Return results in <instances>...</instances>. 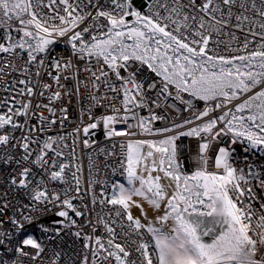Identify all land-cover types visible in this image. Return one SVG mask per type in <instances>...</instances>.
Listing matches in <instances>:
<instances>
[{
	"label": "snow or ice",
	"instance_id": "snow-or-ice-1",
	"mask_svg": "<svg viewBox=\"0 0 264 264\" xmlns=\"http://www.w3.org/2000/svg\"><path fill=\"white\" fill-rule=\"evenodd\" d=\"M59 3L62 9L54 7L57 0H48L47 5L43 0H0V29H4L0 53H25L29 63L40 57L38 63L43 67L57 40L66 38L64 42L76 57L89 62L95 59L107 67V71L98 67L99 77L97 71L86 67L93 79L112 75L121 81L120 88L113 84L108 87L118 95L122 90V109L112 107L111 114H99L83 127V133L87 136L90 130L102 131L109 139H127L126 145H120L126 148V157L118 168H112L126 182H112L108 193L102 190L101 198L93 199L94 205L111 206L112 211L107 213L111 223L99 216L95 224L88 221L93 232L102 224L107 239L84 233L83 225L74 217L85 216V212L76 209L73 198L49 190L43 179H36L32 167L24 166L33 154L29 127V142L22 145L23 157L14 161L6 153L3 158L5 164L17 165L9 173V187L21 199L13 204L5 192L0 203V217H8L0 220V264H43L42 257L50 252H55L51 264H60L61 252L56 249L68 236L74 242L82 240L84 248L92 253L93 264L97 256L105 264L110 258L115 264H264V202L259 208L251 203L257 199L251 185L260 173L246 174L235 167L225 146L219 147L214 157V168L219 172L207 170L212 145L229 134L233 144L246 140L253 148L264 145V0H200L199 4L197 0H141L139 4L113 0L112 7L118 12L103 9L97 0L94 16L78 2ZM88 5L93 6L92 0ZM44 7L56 14L42 15L39 9ZM61 10L64 15H60ZM129 17L134 19L129 21ZM13 22L19 26L14 27ZM229 27L242 32L246 29L245 39L241 44L233 36L237 46H229L227 54L217 53L210 44L218 46L220 41L214 37ZM257 37L256 47L250 50ZM52 66L70 67L63 54L55 56ZM61 78L57 74V83ZM19 83L27 86L26 81ZM26 90L32 93L31 88ZM60 95L54 93L56 98ZM169 98L181 108L191 109L192 117L168 126L167 114L157 113ZM193 101H204L205 107L198 109ZM145 108L149 112L146 117L134 111ZM29 109L30 101L15 110L9 108L11 115H0V145H10L15 139L12 132L27 126V120L18 124L13 116L27 117ZM216 109L222 114L213 118ZM121 111L125 114L120 115ZM40 119L43 121L42 115ZM130 119L137 121L136 129L157 138L134 139L137 131L128 123ZM154 121L165 126L154 129ZM9 125V131H2ZM43 126L42 122L40 128ZM117 126H123V131ZM160 135L164 138H158ZM183 136L203 141L198 145L191 175L181 163L180 153L185 149L177 142ZM54 144L56 140L47 138L32 163L51 181L67 184L68 163H61L58 170L55 160L44 163L48 150L57 157L63 155ZM83 144L88 147V140ZM79 171L77 166L70 172L76 193L80 192ZM162 176L173 183L165 185ZM98 182L90 180L92 184ZM259 186L264 190V179H259ZM137 197L157 210L155 218L149 219L147 212L143 220L133 216L132 205L142 208ZM260 199L264 201V196ZM46 216L50 219H44ZM81 264H88L87 255Z\"/></svg>",
	"mask_w": 264,
	"mask_h": 264
},
{
	"label": "built area",
	"instance_id": "built-area-1",
	"mask_svg": "<svg viewBox=\"0 0 264 264\" xmlns=\"http://www.w3.org/2000/svg\"><path fill=\"white\" fill-rule=\"evenodd\" d=\"M72 2L74 4L78 2L81 8H86L87 11L92 12L93 16L98 10L95 8L97 0H92L93 6L88 5V0H72ZM98 2L105 10L119 11L112 7L113 0H98ZM184 2L187 3V0H184ZM199 2L200 0H197L198 4ZM43 3L47 5L48 0H43ZM54 7L62 9L63 6L57 0V4ZM39 11L44 16H54L56 14L53 9L47 7L41 8ZM60 15H64L62 10L60 11ZM129 18L134 19L132 17ZM86 22L90 23L91 21L87 20ZM103 23L104 21L101 20L102 25ZM13 26L18 27V22H13ZM83 26L81 25L80 27ZM246 32V29L242 32L230 27L225 28L218 37H214V39L220 41V44L218 46L210 44V47H214L217 53L227 54L229 46L233 48L237 46V41L233 40V36L242 44ZM3 35L4 29H0V38ZM64 39L66 38L57 40L54 51L50 52L44 59L43 67L38 63L40 57H38L37 61L29 63L25 53H0V69H2L0 71V115H11V113H8L9 108L15 110L20 108L21 105L28 104L30 101L29 115L27 117L22 115L13 116V120L18 124H23L27 120V126L17 128L12 132L15 139L11 141L10 145H0V203L4 202L3 195L5 192L8 193V200L12 201L13 204L21 199L16 190L9 187V173L17 165L15 163L5 164L3 158L6 153L10 154L14 161L23 157L24 150L22 145L29 142L27 137L29 136V127H31L30 150L33 154L30 160L25 162L24 166L32 167L36 179H43L47 183L49 190L55 189L57 192L66 193L69 197L73 198L76 209L85 212V216L74 217L78 223L83 225L84 233L107 239V234L102 224L97 226L93 232L88 221L91 220L95 224L99 216L102 219H107L111 223V219L107 216V213L112 211L111 206L102 208L98 203L94 205L93 199L95 198L98 201L101 198L102 190L108 193V185L112 182L116 180L120 182L124 181V177L120 176L119 172L113 173L112 168H118L121 160L126 157V148H121L120 145H126L127 139L120 136L109 139L104 136L102 131L93 130H90L89 134L85 136L83 127L89 122H93L95 117L101 113L107 112L111 114L112 107L122 109V90L118 95L108 87L109 84H113L116 88H120L121 81L112 75L93 79L92 72L85 71L86 67L92 69V71H97L98 77V67L103 68L105 71H107V67L102 62L98 64L95 59H92L90 62L79 59L71 52V46L66 44ZM248 39L253 40L254 38L248 36ZM258 39V37L255 38L254 42L250 44V50L256 47L255 41H258ZM0 42L3 41L0 40ZM57 54H63L67 57L70 65L69 69H58L52 66L55 63V56ZM211 54L209 52V55ZM37 72H39V76L36 75ZM57 74L62 77L59 83L56 80ZM122 75H127V73H122ZM19 81H26L27 86L19 83ZM26 88L32 89L30 95L27 93ZM21 91L25 93L23 96L19 95ZM56 92L61 93L59 98L54 96ZM247 95L242 96L240 101L242 102ZM185 97L190 99L187 94H185ZM161 100L163 101V97ZM193 103L198 109L205 107L204 101H193ZM106 105L108 106L107 108L105 107ZM166 105L162 103V111H159L157 114H167L168 126H171L173 122H182L185 119L191 118L193 115L191 109H187L186 107L181 108L171 98L167 100ZM229 107H232V105H229ZM48 109H51V111ZM134 111L140 116L146 117L149 115L148 109L146 108ZM124 114L121 111L120 115ZM127 114L132 116L133 112ZM220 114H222L221 110L216 109L215 113L211 115L215 118L216 115ZM41 115L43 116V121L40 119ZM53 119L56 121L55 124L50 122ZM42 122L44 126L40 128ZM128 123L132 125L133 130L137 131V136L134 139L157 138L156 136H148L139 129H136L135 125L137 121L130 119ZM163 126H165L164 122L161 121H154L153 123L154 129ZM77 128L81 130L79 133L75 131ZM10 129L11 126L9 125L2 131H9ZM117 130L123 131V126H117ZM230 136L231 134L212 145L208 153L207 170L219 171L214 168V157L218 155V148L225 146L230 150V162L235 167L244 169L246 174L258 172L260 173L259 179H264V154L257 148L249 145L247 141H237L233 144ZM49 137L56 140V144L53 147L57 151L62 150L63 155L57 157L52 150H48L44 163L48 165L51 161L55 160L57 165L55 170H58L61 163H68L70 169L66 170L67 184L51 181L49 175L44 174L43 169L39 168V166H34L32 163L36 159V154L40 152L44 141ZM158 138H163V135H160ZM85 139L88 140V147L83 144V140ZM177 143L185 149L184 152L180 153L182 166L187 170V173H191L195 170L194 161L197 159L198 145L203 143V141L199 137L183 136L180 137ZM77 166L80 168V171L77 173L80 178L79 193L74 191L75 182L70 175V172L76 171ZM92 179L99 182L92 184L90 183ZM259 179H256L251 185L253 191L257 194V199L251 201L254 208H259V204L264 202L260 199V197L264 196V190L259 186ZM105 180H107V184L104 183ZM245 202L247 203L248 201ZM8 215H11L10 210ZM24 215L27 216L28 212L25 211ZM7 218V216H3L0 217V220H7ZM44 219L48 220L50 217L46 216ZM57 219L60 218L57 217ZM8 226L5 224V227ZM92 247L95 248V244ZM56 251L61 252L60 264H81L85 255L88 258V264H93L92 253L84 248L82 240H76L74 242L70 236L65 237V240ZM54 255L55 252L44 255L42 257L43 264H51V258ZM25 264H28V262L26 261ZM95 264H105V262L100 256H97L95 258ZM107 264H115L114 259L110 258Z\"/></svg>",
	"mask_w": 264,
	"mask_h": 264
},
{
	"label": "rangeland",
	"instance_id": "rangeland-1",
	"mask_svg": "<svg viewBox=\"0 0 264 264\" xmlns=\"http://www.w3.org/2000/svg\"><path fill=\"white\" fill-rule=\"evenodd\" d=\"M144 151L146 152L147 151V148H145ZM157 174H159V173H153V175H157ZM187 174L191 175V173H187ZM162 183H164L165 185H170L173 182L170 181V179L164 178L162 176ZM168 190H169V192H171L172 191V187H169ZM136 200H137V203L138 204L142 205V208L141 207H137L135 204L132 205L131 211H132V214H133L134 217H139V218H141L143 220L144 214H145V212H147L149 219L155 218V216L157 215V210H155L154 208H152V206L149 205L142 198L137 197ZM162 211H163V207L161 208L160 212H162ZM144 222L147 223L146 220H144Z\"/></svg>",
	"mask_w": 264,
	"mask_h": 264
},
{
	"label": "trees",
	"instance_id": "trees-1",
	"mask_svg": "<svg viewBox=\"0 0 264 264\" xmlns=\"http://www.w3.org/2000/svg\"><path fill=\"white\" fill-rule=\"evenodd\" d=\"M17 36V34L15 32H13V37L15 38ZM234 111V110H233ZM247 113H245L246 115ZM246 141V140H245ZM258 150H260L263 154H264V145H261L259 147H256ZM126 182V181H123Z\"/></svg>",
	"mask_w": 264,
	"mask_h": 264
},
{
	"label": "bare ground",
	"instance_id": "bare-ground-1",
	"mask_svg": "<svg viewBox=\"0 0 264 264\" xmlns=\"http://www.w3.org/2000/svg\"><path fill=\"white\" fill-rule=\"evenodd\" d=\"M134 3H136V4H139V3H141V1L140 0H134ZM129 19V21H131L132 19L131 18H128ZM259 90V88H257V89H254L253 90V93H255V91H258ZM164 138V137H163ZM163 138H160V139H163ZM125 181V180H124Z\"/></svg>",
	"mask_w": 264,
	"mask_h": 264
}]
</instances>
